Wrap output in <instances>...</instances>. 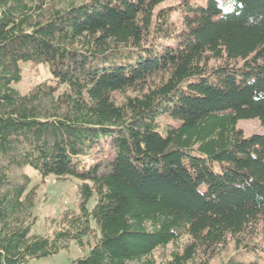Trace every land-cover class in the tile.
Segmentation results:
<instances>
[{
  "label": "trees",
  "instance_id": "16d2710c",
  "mask_svg": "<svg viewBox=\"0 0 264 264\" xmlns=\"http://www.w3.org/2000/svg\"><path fill=\"white\" fill-rule=\"evenodd\" d=\"M165 1L0 0V264L96 229L71 264H264V134L238 127L264 128V0ZM24 65L53 83L22 93ZM26 167L79 181L52 234Z\"/></svg>",
  "mask_w": 264,
  "mask_h": 264
},
{
  "label": "rangeland",
  "instance_id": "374dc122",
  "mask_svg": "<svg viewBox=\"0 0 264 264\" xmlns=\"http://www.w3.org/2000/svg\"><path fill=\"white\" fill-rule=\"evenodd\" d=\"M180 0H166L159 8H174L178 5ZM207 0H192V4L204 5ZM173 27L180 29L182 27L181 17L179 14H173L171 18ZM23 80L17 88L22 93H28L31 89L44 81L52 82V76L49 70L40 66L34 68L30 65L23 66ZM238 127L242 129L246 137L252 134H264V128L261 126L257 119L240 120ZM96 156L98 160L107 162L110 160L114 153L110 148L109 140L107 141L105 149H97ZM22 172L28 174L32 178L31 186L38 187V201L36 206V215L38 217L37 223L33 228V233L37 234H52L53 230L57 227L61 217L67 209H77L79 199V181L70 179L67 181L57 180L55 177L50 176L44 179L32 167H26ZM96 204V199L93 198L89 202V208L92 209ZM261 237L264 238V228H261ZM99 232L96 229L94 234L86 239L84 247H79L76 243H72L69 250L61 251L59 254L43 258L40 260H33L30 264H71L72 261L84 257L90 253L91 248L96 244L99 239ZM234 245H226L220 249L221 252L214 255L211 264H219L221 259L226 258L228 255L234 253Z\"/></svg>",
  "mask_w": 264,
  "mask_h": 264
}]
</instances>
